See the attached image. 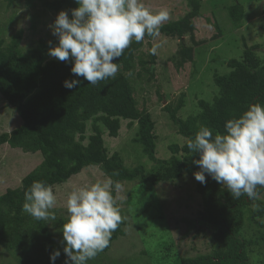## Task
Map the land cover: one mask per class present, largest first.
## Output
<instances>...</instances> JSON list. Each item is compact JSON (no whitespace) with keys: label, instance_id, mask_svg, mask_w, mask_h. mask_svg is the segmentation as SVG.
I'll return each mask as SVG.
<instances>
[{"label":"trees","instance_id":"obj_1","mask_svg":"<svg viewBox=\"0 0 264 264\" xmlns=\"http://www.w3.org/2000/svg\"><path fill=\"white\" fill-rule=\"evenodd\" d=\"M41 1L54 11L78 6L75 0ZM201 1L187 0L189 11L160 28L161 34L182 40L177 69L193 60V49L186 46L183 38L188 34L195 36L193 20L201 16ZM221 9L227 12L228 29L241 26L245 16L241 3ZM213 18L218 35L226 34L228 29L216 17V11ZM22 39L23 30L19 29L7 41L0 23V94L17 109L23 120L10 132L0 133V145L8 144L23 152H41L43 156L41 163L23 176L19 186L10 187L0 194V247L13 253L20 264H51L50 253L59 249L48 221L36 220L22 212L24 193L34 181H43L54 187L66 183L84 167L97 165L114 183L121 185L125 181L139 180L142 186L147 185L144 186L146 189H152L156 184L174 181L184 173L193 174L200 169L193 163L199 159V154L190 151L187 142L194 139L201 125L212 129L214 134L223 133L228 119L241 115L250 104L264 105V61L256 53L259 45L248 46L243 38L245 48L241 58L219 59L229 70L214 74L218 90L211 101H198L200 112L180 117L178 112L184 105L183 96L175 106L168 103L164 107L185 142L183 145H170L171 156L159 158L155 120L147 108L140 107L131 77L137 63L140 65L137 71L139 78L144 74L148 79L154 77L155 56L149 53V60H146L138 52L144 40L140 43L133 40L123 55L114 61L119 65L115 78L92 85L81 77L80 85L67 89L63 82L77 78L70 71L71 62L48 60V44L44 39H39L35 46L24 51ZM145 39L153 37L146 35ZM121 119L129 120L130 127L137 124L133 140L153 162L151 168L143 164L131 167L119 152L109 155L99 122L109 130L110 136L118 137ZM89 121H92L93 133L87 136ZM197 191L204 205L200 224L218 242V247L211 253L181 257L175 264H250L242 236L245 211L249 209V219L256 227L264 228V200L259 198L264 188L258 186V195L254 199L246 195L233 199L225 186L209 177L205 184H197ZM116 192L113 188L115 199ZM124 225L126 221L122 219L112 233L109 246L124 235ZM64 260L65 257L58 258L55 264H64Z\"/></svg>","mask_w":264,"mask_h":264},{"label":"rangeland","instance_id":"obj_2","mask_svg":"<svg viewBox=\"0 0 264 264\" xmlns=\"http://www.w3.org/2000/svg\"><path fill=\"white\" fill-rule=\"evenodd\" d=\"M153 12L167 9L170 19L177 20L189 11L187 0H142ZM241 3L245 16L241 26L228 29L227 12L221 8ZM58 11L46 8L41 0H0V23L4 27V38L9 41L11 35L23 30L21 42L24 51L35 46L39 39L48 44L47 59H56L48 55L49 47L58 41L52 35L53 24ZM228 30L218 35L213 22V12ZM225 12V14H224ZM70 13V11H69ZM195 36L186 35L183 41L193 49V60L177 69L180 59V42L178 37L161 34L151 40L144 39L139 54L149 60L150 46L160 44L155 56L154 77L148 79L146 74L139 78L137 71L131 74L135 86V96L140 107L147 108L155 120L157 135V157L169 158L170 145H183L182 137L171 121L165 106H175L183 96L184 105L178 112L186 118L200 112L198 101H211L218 88L214 82L215 73L229 70L222 59L241 58L243 38L248 46L258 44L257 56L264 61V0H202L201 16L193 20ZM49 41L52 44H49ZM221 59V60H219ZM58 60V59H56ZM150 65V64H148ZM23 122L17 109L0 94V133L10 132ZM129 120L121 119L118 137H112L109 130L99 122L109 155L119 152L127 165L134 167L143 164L147 168L153 162L143 153L142 148L134 142L137 124L131 127ZM93 133L92 121L87 124L86 135ZM87 142V140L85 141ZM43 156L41 152H23L8 144L0 145V194L10 187H17L25 174L35 168ZM200 170V169H199ZM197 170V171H199ZM196 171V172H197ZM209 176L206 175V179ZM109 179L97 165H89L73 175L66 183L53 187L57 203L51 210L55 220L48 224L56 235L57 244L63 253L62 226L67 222L66 200L71 191L89 186L97 181ZM199 182L193 174L184 173L179 179L161 182L146 189L138 181H125L116 192L117 206L126 225L124 235L114 240L108 249H104L87 264H175L181 257L211 253L218 247V242L211 238L206 227L200 224L204 214L201 195L197 191ZM264 200V193L259 196ZM245 225L242 236L247 245L250 264H264V228L256 227L249 219V209L245 211ZM61 223H60V222ZM66 258V257H65ZM13 253L0 247V264H20Z\"/></svg>","mask_w":264,"mask_h":264},{"label":"clouds","instance_id":"obj_3","mask_svg":"<svg viewBox=\"0 0 264 264\" xmlns=\"http://www.w3.org/2000/svg\"><path fill=\"white\" fill-rule=\"evenodd\" d=\"M78 5L61 10L49 27L58 43L50 46L48 55L71 62L76 79L63 82L67 89L81 84V79L96 85L115 78L117 61L133 42L158 37L160 28L170 19V12H153L142 0H75ZM70 11V15H69ZM51 45L52 42L49 41ZM160 44L150 54L156 55ZM223 133L201 125L187 148L199 154L193 163L200 170L194 178L206 183V175L226 187L233 199L246 195L254 199L258 186L264 188V105L253 103L238 117L228 119ZM121 185L111 178L70 192L66 200L67 222L62 226L64 264H87L109 246L112 233L122 222L113 188ZM22 212L36 220H55L51 211L57 203L53 187L34 181L24 193ZM61 251L50 253V262Z\"/></svg>","mask_w":264,"mask_h":264}]
</instances>
